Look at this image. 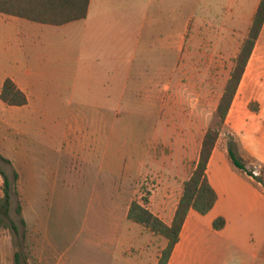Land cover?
I'll use <instances>...</instances> for the list:
<instances>
[{
	"label": "rangeland",
	"instance_id": "374dc122",
	"mask_svg": "<svg viewBox=\"0 0 264 264\" xmlns=\"http://www.w3.org/2000/svg\"><path fill=\"white\" fill-rule=\"evenodd\" d=\"M254 2L177 0L178 14L193 17L181 51L178 45L175 106L173 89L151 91L165 82L162 68L174 66L173 53L154 43L156 28L143 44L99 46L82 20L45 25L54 28L47 38L0 25V47L19 45L41 57L26 60L0 48V80L34 67L25 78L27 105L0 100V168L11 196L6 219L18 227L0 228V264H14V252L22 264H153L166 239L127 219V208L165 187L176 195L182 176L176 180L170 169L171 139L176 132L198 139L217 127L214 103L234 57L233 50L222 55L213 49L232 27L246 33ZM220 133L228 144L230 131ZM234 150L242 158L237 145ZM244 163L261 165L249 157ZM259 170L264 178V165ZM2 188L0 174V198ZM139 252L148 253L146 261ZM226 255L231 264L237 253Z\"/></svg>",
	"mask_w": 264,
	"mask_h": 264
},
{
	"label": "crops",
	"instance_id": "0c3cea01",
	"mask_svg": "<svg viewBox=\"0 0 264 264\" xmlns=\"http://www.w3.org/2000/svg\"><path fill=\"white\" fill-rule=\"evenodd\" d=\"M258 2L259 0H255L246 18V33L242 34L243 32L239 30V33L235 34L236 29L232 27L231 33L226 34L220 45L213 49H217V54L230 55L229 51L233 50L232 57L236 56L251 25ZM176 3L177 0H89L87 15L80 19L87 22L91 43L99 46H111L114 43L143 44L146 37L152 34L151 30L156 28L155 34H152L154 43L163 46L165 51L173 53L174 66L162 68L165 82L159 81L153 84L151 91L159 95L165 87L173 89V106L176 103L178 45L181 46L179 48L181 51L188 25L193 17L192 12L178 14ZM80 20L51 26L73 25ZM28 21L30 20L0 13V25L2 27L8 25L16 33L23 27L31 36L34 33L38 38L39 34L47 38L48 33L51 32L49 29H54L47 27L50 24ZM0 48L4 52L16 53L21 57L27 53L19 45H15L14 48L2 45ZM29 51V56L25 55L26 60L41 58L36 53L37 50ZM211 54L213 55V52ZM32 67L33 65L21 70V77L13 78L27 97L25 78L31 74ZM205 71L207 70L204 69ZM3 79L0 80V89ZM201 84L204 85V82ZM201 90L203 92V89ZM219 97L214 103V110ZM249 101L258 102V111L248 109ZM224 127L234 137L243 160L249 157L256 163L264 165V23L232 100ZM203 134L204 130L201 131L198 139H194L192 133L176 132L171 139L174 164L170 169L175 170L173 176L176 180L182 176L180 185L176 188V195L172 193V189L165 187L160 195L153 193L147 202V207L166 223H170L172 219L182 193L183 182L196 165ZM192 155L194 157L192 168L187 170L186 162ZM188 171L190 172L187 173ZM207 175L217 193V200L204 215L193 209L188 211L168 264H225L228 257L226 251L231 249L237 253L232 257L231 264H264V185L231 164L228 158V144L225 139H221V133L210 155ZM149 206H153L155 210ZM217 216H223L226 220V224L220 230L212 227V221ZM140 255L145 256L146 261L148 253L141 252ZM202 256L204 258H201ZM157 259L158 256L153 264H156Z\"/></svg>",
	"mask_w": 264,
	"mask_h": 264
},
{
	"label": "trees",
	"instance_id": "16d2710c",
	"mask_svg": "<svg viewBox=\"0 0 264 264\" xmlns=\"http://www.w3.org/2000/svg\"><path fill=\"white\" fill-rule=\"evenodd\" d=\"M88 4L89 0H0V13L43 24L62 25L85 18ZM263 23L264 0H259L251 25L242 40L238 53L233 59L232 68L214 110L218 125L216 128H207L204 131L196 165L190 176L183 182L182 193L170 223L164 222L147 207V197L143 198L142 203L132 200L128 206L127 219L141 224L148 231L155 235H161L166 239V245L161 250L156 264H168L173 248L179 240L180 231L188 211L193 209L197 213L204 215L210 211L217 200V193L207 175V164L220 130L224 127L226 116ZM0 100L9 106L21 107L28 104L26 93L10 77H5L2 81ZM247 107L251 111H258L259 104L256 101H249ZM228 139V158L231 164L264 185V178L262 176H253L251 169L246 167L243 158L237 157L234 150L236 144L233 136H229ZM0 174L3 177L2 189L4 191L3 197L0 198V228H10L12 231L17 232L16 223L6 219L9 214L11 197L8 190L9 179L1 168ZM14 177H18L17 172L14 173ZM16 212L21 215V205L16 207ZM20 222L23 225L25 224L23 218H20ZM225 224L226 220L223 216H217L212 221V227L216 230L222 229ZM13 263L22 264L18 252L13 254Z\"/></svg>",
	"mask_w": 264,
	"mask_h": 264
},
{
	"label": "built area",
	"instance_id": "2783aa9c",
	"mask_svg": "<svg viewBox=\"0 0 264 264\" xmlns=\"http://www.w3.org/2000/svg\"><path fill=\"white\" fill-rule=\"evenodd\" d=\"M259 167H261V165H258V166H254L253 169H251V174L253 176H259Z\"/></svg>",
	"mask_w": 264,
	"mask_h": 264
}]
</instances>
